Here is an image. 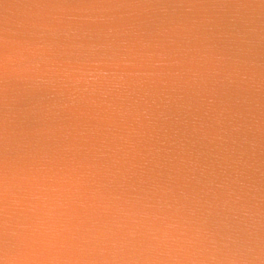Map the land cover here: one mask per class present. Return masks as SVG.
Segmentation results:
<instances>
[{
    "label": "water",
    "instance_id": "1",
    "mask_svg": "<svg viewBox=\"0 0 264 264\" xmlns=\"http://www.w3.org/2000/svg\"><path fill=\"white\" fill-rule=\"evenodd\" d=\"M0 264H264V0H0Z\"/></svg>",
    "mask_w": 264,
    "mask_h": 264
}]
</instances>
